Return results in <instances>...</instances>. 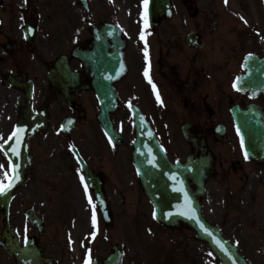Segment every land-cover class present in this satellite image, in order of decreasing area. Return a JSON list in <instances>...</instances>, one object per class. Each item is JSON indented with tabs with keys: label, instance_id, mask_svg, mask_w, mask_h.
I'll return each instance as SVG.
<instances>
[{
	"label": "flooded vegetation",
	"instance_id": "1",
	"mask_svg": "<svg viewBox=\"0 0 264 264\" xmlns=\"http://www.w3.org/2000/svg\"><path fill=\"white\" fill-rule=\"evenodd\" d=\"M94 17L95 21L89 25L84 22L80 36L60 54L68 56L67 64L73 74L64 79L70 103L52 88V81H56L49 78V71L54 61L41 59L38 65L42 64V67L37 68L38 65L32 67L28 61L7 57L16 54L18 44L14 32L4 35L6 40L14 41V47L11 51L5 49L6 54L1 60L4 68L0 71L3 113L19 119L27 109L26 86H33L32 109L35 113L45 114L50 125L57 116L61 117L60 123L63 119H71L75 129H80L81 139L73 145L97 178V183L104 188L109 204L118 199L125 203V193H134V189L137 197L145 198L138 190L131 158L136 134L135 109L144 115L171 162H184L192 153L184 142V130L191 131L192 137L198 138L201 134L215 157L214 177L219 178L225 194L239 196V186L255 172V166L241 152L232 109L253 102L235 91L233 83L243 74L240 61L246 54L263 55L262 41L255 32L246 29L240 20L229 19L226 5L203 0L176 5L174 18L162 20L154 28L146 19L120 21L118 14L111 10L98 11ZM103 23L122 28V34L117 38L121 45H99L95 72L92 73L73 53L76 48H81V53L87 51L92 26ZM190 34H194L195 44L188 42ZM38 38L39 30L36 42ZM120 54L123 55V67L120 66ZM7 67H11V71ZM123 69L125 72L120 76ZM10 80L16 81L19 88H13ZM106 90L109 93L105 97L115 96L114 102L120 107L110 116L124 138L120 147L106 137L98 120L100 97ZM71 149L62 157L85 177ZM71 235L67 233L64 237L56 232L48 234L47 239L41 238L40 246L53 264H74L76 261L67 240Z\"/></svg>",
	"mask_w": 264,
	"mask_h": 264
},
{
	"label": "rangeland",
	"instance_id": "2",
	"mask_svg": "<svg viewBox=\"0 0 264 264\" xmlns=\"http://www.w3.org/2000/svg\"><path fill=\"white\" fill-rule=\"evenodd\" d=\"M43 1L45 7L43 5L40 6L39 14L35 17L36 24L42 30L40 42L33 50H35L36 54L48 59L52 55L51 51H48V55H44L47 47H52L54 54H57L59 49L56 47L59 44L60 37L69 31L70 43L77 39L80 34L79 28L84 25L83 21L93 19L97 13L98 5L103 3L106 5L105 0H91L93 7L91 14H81L74 11V7L69 3L67 6L64 1L63 5L67 6L65 9L67 14L64 18L58 11L61 0ZM126 1L129 4L128 9L134 4H141V0H116V4L119 7L127 8ZM203 1L205 3H217V0ZM238 1V9L231 15H234L237 20L251 28L257 25L264 26V0ZM173 2L177 3L179 1L173 0ZM4 3L8 7L11 2L10 0H4ZM12 3L15 5L14 8L9 10L6 8L1 9L0 14L8 13L14 15L19 24L24 18L17 13L16 5L18 0H12ZM221 3H223V0H221ZM230 3L234 7L237 1L230 0L227 3L232 8ZM112 8L115 9V6L112 5ZM116 10L120 11L118 8ZM8 18L7 16L3 17L2 25L7 26L9 29V22L13 23L14 19L11 18L8 21ZM4 33L6 31L0 28V34ZM0 43L4 44L5 41L0 39ZM20 48L22 49V47ZM18 54L20 55V52ZM32 56L36 57L35 53ZM1 57H3L2 48H0V71L4 69L1 64ZM2 94L3 90L0 85V145L7 140L16 122L14 119H12L14 122L4 119L1 114ZM55 128L54 126L52 133H49L48 137L34 141L33 151L38 158H47L53 150L59 149L64 142L60 136L58 137L55 134ZM80 138L81 133L78 132L72 137L76 141H72L75 143L79 142ZM58 151L55 150L54 152L58 154L56 155L58 160L53 156L52 164L44 163L42 160L37 162L30 170L28 176L30 178L27 184L15 194L11 205V225L21 240L35 233L24 216V210L27 207H34L39 216L46 221L49 235L52 234L53 228H60L62 223V227H65V229L70 231L76 229L80 253L83 254L84 249H86L88 257L90 255L88 259L90 262L93 258L99 260L107 258L112 247L121 246L125 251L124 264H219L210 254L209 249L205 245L197 243L192 234L176 232L174 236L154 225L151 219L143 215V213L146 214L147 208L144 205H140L137 201L132 207L128 208L127 215H125L124 208L132 204L115 202L113 204L115 213L113 227L111 229L106 228L105 225L100 223V217L97 219L99 214L95 207L93 208L94 205L89 204L83 197L81 192L83 189L80 187L76 176L74 177L75 172L72 173L68 167H64L67 163H64L63 166V163L60 162ZM0 164L4 166L0 168V179H3V173L8 171L10 174L11 171L2 148H0ZM258 171L257 177H253L250 181L243 183L245 185H242L241 197L240 201L237 202L238 209L236 211L227 212L226 208H229L231 204L227 199L226 202L224 201V191L220 185L211 186L209 200L205 205L208 211L214 210V212H209V219L222 227L225 236L238 245L242 255L251 264H264V188L260 185H264V167H261ZM65 176L67 178H64ZM260 178L259 183L258 179ZM6 183L7 181H5ZM64 186L67 187V192L64 190ZM60 190L62 191L60 192ZM93 213H95L96 218L95 225L93 224ZM66 217L67 220H64ZM58 218L60 220H57ZM2 228L3 218L0 216V234ZM100 231H103V238L97 241L93 252H91L94 245L91 241V235L97 232L101 234L102 232ZM160 253H162V256ZM170 256L174 258L172 262L167 260ZM151 260L153 263H151ZM5 264H10L9 258L5 257Z\"/></svg>",
	"mask_w": 264,
	"mask_h": 264
},
{
	"label": "water",
	"instance_id": "3",
	"mask_svg": "<svg viewBox=\"0 0 264 264\" xmlns=\"http://www.w3.org/2000/svg\"><path fill=\"white\" fill-rule=\"evenodd\" d=\"M150 1V11L153 16L157 15L158 9H161L160 11L164 15L169 12L170 0ZM245 67L249 74L243 79V87L255 92L264 91V59L259 60L252 57L246 62ZM236 123L242 134L247 153H250L252 158L264 160V112L259 108L250 109L244 112ZM21 124L24 127L17 129L16 135L5 145L4 149L5 152L11 153V149L16 148L19 153L18 155H8L11 163L16 166V179L12 182L14 186L5 195H0V213L5 216L6 220L12 194L23 183L25 169L29 165V148L25 132L27 129H31L34 124L27 122ZM106 131L112 135L108 127ZM151 141L143 138L137 139L135 165L140 175L141 186L155 206L156 219L169 228L186 227L195 231L196 238L210 246L211 251L221 264H248L245 258L239 255L237 248L227 242L220 231L206 222L202 216L200 198L204 195L209 169L208 163L204 161V152L206 151L204 145L199 146L194 143L196 151L201 152L196 161L193 163L190 161L186 166L174 167L164 160H161L164 161L163 163L156 164L157 155L155 153L158 150V144L154 140ZM148 153L151 155L150 161L146 159L149 156ZM149 166L154 169L156 167L160 173L157 179L149 175ZM27 214L32 223L41 228L42 223L33 211L30 210ZM201 225L204 227L202 228ZM33 242L36 243V241ZM1 244L18 264H45L39 259L35 250L28 252L20 248V244L7 225ZM121 260V255L115 252L109 260L102 264H121Z\"/></svg>",
	"mask_w": 264,
	"mask_h": 264
},
{
	"label": "snow or ice",
	"instance_id": "4",
	"mask_svg": "<svg viewBox=\"0 0 264 264\" xmlns=\"http://www.w3.org/2000/svg\"><path fill=\"white\" fill-rule=\"evenodd\" d=\"M147 3L148 0H145V7H147ZM225 3H227V0H225ZM243 19V17H242ZM247 22V21H245ZM143 38V35L142 37ZM147 55V53H146ZM145 75L148 76V72H145ZM151 82V81H150ZM154 89H155V85H153ZM157 99L159 100V95L157 94ZM19 131V130H18ZM16 133H13V136H15ZM11 139V138H10ZM241 144L243 145V138H241ZM4 145H0V148H3ZM19 153L17 152L16 148H12L11 149V153L5 152V155H18ZM245 158H248V153L247 151H245ZM4 166L2 164H0V168H3ZM9 167L11 168V175L9 174L8 171H5L3 173V179H0V195H5L10 189L11 187H13V181L16 179V166L14 164L11 163V160H9ZM81 180H84V177H81ZM5 181H8L7 184H5ZM85 191L87 192V184H85ZM89 202L91 203V197L89 198ZM95 207V206H93ZM193 218V217H190ZM96 223V218H95V213H93V224L95 225ZM201 227L203 228L204 226L201 225ZM205 231L207 232V229H205ZM209 235H211V233H209ZM86 264H90V260L86 261Z\"/></svg>",
	"mask_w": 264,
	"mask_h": 264
},
{
	"label": "bare ground",
	"instance_id": "5",
	"mask_svg": "<svg viewBox=\"0 0 264 264\" xmlns=\"http://www.w3.org/2000/svg\"><path fill=\"white\" fill-rule=\"evenodd\" d=\"M20 2H22V0Z\"/></svg>",
	"mask_w": 264,
	"mask_h": 264
}]
</instances>
